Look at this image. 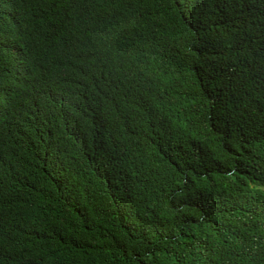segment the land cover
<instances>
[{"label": "trees", "instance_id": "16d2710c", "mask_svg": "<svg viewBox=\"0 0 264 264\" xmlns=\"http://www.w3.org/2000/svg\"><path fill=\"white\" fill-rule=\"evenodd\" d=\"M0 264H264V0H0Z\"/></svg>", "mask_w": 264, "mask_h": 264}]
</instances>
